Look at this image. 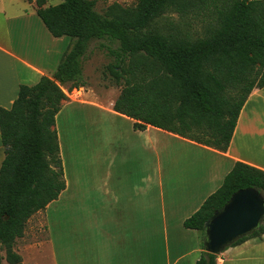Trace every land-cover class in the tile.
<instances>
[{"label": "trees", "instance_id": "1", "mask_svg": "<svg viewBox=\"0 0 264 264\" xmlns=\"http://www.w3.org/2000/svg\"><path fill=\"white\" fill-rule=\"evenodd\" d=\"M97 1L36 0L49 33L74 42L52 77L19 85L11 107L0 108V252L8 264H21L14 246L26 221L65 188L55 116L67 99L61 85H85L82 66L92 41L113 57L107 70L121 86L113 109L134 119L136 130L152 125L225 151L248 95L264 87V0H134L113 2L103 13ZM195 19L204 24L200 35L191 27ZM247 187L264 198V170L237 161L184 227L203 238L205 221ZM263 233L264 219L234 243ZM217 257L202 251L195 264H217Z\"/></svg>", "mask_w": 264, "mask_h": 264}, {"label": "crops", "instance_id": "2", "mask_svg": "<svg viewBox=\"0 0 264 264\" xmlns=\"http://www.w3.org/2000/svg\"><path fill=\"white\" fill-rule=\"evenodd\" d=\"M73 42L49 33L36 0H0V108L11 107L19 85L52 77ZM63 91L54 128L65 188L34 213L45 240L16 239L21 264H195L203 238L184 220L235 162L264 170V87L248 95L225 151L152 125L134 129V119L113 109L114 88ZM66 108L73 115L63 140L57 121ZM3 158L0 137V166ZM217 264H264V233L227 246Z\"/></svg>", "mask_w": 264, "mask_h": 264}, {"label": "water", "instance_id": "3", "mask_svg": "<svg viewBox=\"0 0 264 264\" xmlns=\"http://www.w3.org/2000/svg\"><path fill=\"white\" fill-rule=\"evenodd\" d=\"M264 219V198L254 187L233 192L204 223L203 249L219 255L227 246L250 235Z\"/></svg>", "mask_w": 264, "mask_h": 264}, {"label": "rangeland", "instance_id": "4", "mask_svg": "<svg viewBox=\"0 0 264 264\" xmlns=\"http://www.w3.org/2000/svg\"><path fill=\"white\" fill-rule=\"evenodd\" d=\"M47 5H55L60 3L62 0H47ZM113 2H117L122 5H130L134 3V0H98L95 5V10L99 13H103L105 9L112 4ZM170 17L169 19H172L174 22L179 21V16L175 12H170L168 14ZM168 20V19H167ZM191 27L194 31H196L197 35H200L204 24L199 20L195 19L193 20ZM65 40L71 39L70 36L65 35ZM73 39V38H72ZM64 44V42L62 43ZM116 44H111V47H115ZM89 59L87 62H85V70L90 75L87 76V79H85V83L89 84L91 87H93L95 90L99 92L101 88L108 89L109 87L114 88L118 91V95L121 90V86L116 85L111 79L109 72L107 70V67L110 63L113 61V57L110 55V53L107 51V48H103L99 46V41L95 40L92 41L89 45V49L87 51V58ZM85 61V60H84ZM69 84L61 85V89L68 88ZM108 87V88H107ZM107 95V93L105 94ZM105 98V97H104ZM73 115V113L69 109H63L62 114L58 118V131H60V134L62 136V139H65L66 136V123L70 120V116ZM23 233V239L19 241V244H29L32 241H39L43 242L45 240V229L42 222L41 215H32L29 217V219L26 221L25 227H24ZM4 251L0 252L1 259L4 257L3 255ZM1 264V263H0Z\"/></svg>", "mask_w": 264, "mask_h": 264}]
</instances>
